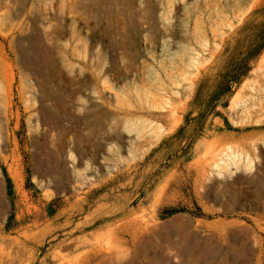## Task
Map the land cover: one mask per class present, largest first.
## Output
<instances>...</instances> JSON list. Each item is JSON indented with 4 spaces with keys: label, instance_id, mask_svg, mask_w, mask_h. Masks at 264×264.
Segmentation results:
<instances>
[{
    "label": "rangeland",
    "instance_id": "obj_1",
    "mask_svg": "<svg viewBox=\"0 0 264 264\" xmlns=\"http://www.w3.org/2000/svg\"><path fill=\"white\" fill-rule=\"evenodd\" d=\"M0 264H264V0H0Z\"/></svg>",
    "mask_w": 264,
    "mask_h": 264
},
{
    "label": "bare ground",
    "instance_id": "obj_2",
    "mask_svg": "<svg viewBox=\"0 0 264 264\" xmlns=\"http://www.w3.org/2000/svg\"><path fill=\"white\" fill-rule=\"evenodd\" d=\"M122 43V42H121ZM125 44V43H124ZM121 46V45H120ZM123 52V51H122ZM132 58V57H131ZM131 62V61H130ZM124 68V67H123ZM86 79V78H85ZM77 90V89H76ZM77 93V92H76ZM167 102V101H166ZM170 105H171V103H170ZM82 107V106H81ZM103 107V106H102ZM165 113V112H164ZM162 115H164V116H166V117H168L167 119H169V121L172 119L171 117V111H169V112H167V114H161V115H157V117H160V116H162ZM88 117H89V114L86 112V111H84L83 112V114H82V120L84 121V123H87V121H88ZM166 119V120H167ZM168 120H167V122H169ZM94 122H95V120H94ZM84 125V124H83ZM92 125V124H91ZM85 127V126H84ZM153 131H154V133H156V134H161V133H163L164 132V128L162 127V126H160V125H158V126H156V127H154V129H153ZM92 132V131H91ZM121 135V134H120ZM99 136V135H98ZM109 136L111 137V135L109 134ZM118 138V137H117ZM96 139V138H95ZM173 140V139H172ZM96 145H97V143L96 142H94L93 143V146L94 147H96ZM99 145V144H98ZM99 146H101V144L99 145ZM98 146V147H99ZM158 146V145H157ZM148 156V155H147ZM217 164V163H216ZM158 166V165H157ZM201 168H204V166H201ZM203 170H205V169H203ZM202 172V171H201ZM203 175V174H202ZM205 175V174H204ZM135 177V176H134ZM203 178V177H202ZM142 232V230H136L135 229V231L133 232V233H131V239H130V241H129V243L130 242H134L135 241V239H137V236H138V234H140ZM136 242V241H135ZM208 255V254H207ZM93 256V255H92ZM98 259V258H97ZM84 263V262H83Z\"/></svg>",
    "mask_w": 264,
    "mask_h": 264
},
{
    "label": "trees",
    "instance_id": "obj_3",
    "mask_svg": "<svg viewBox=\"0 0 264 264\" xmlns=\"http://www.w3.org/2000/svg\"><path fill=\"white\" fill-rule=\"evenodd\" d=\"M3 173H4L5 181H6V187H7V192H8L7 195L10 196L12 193V189H13L12 180L4 170H3Z\"/></svg>",
    "mask_w": 264,
    "mask_h": 264
}]
</instances>
